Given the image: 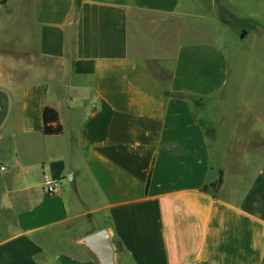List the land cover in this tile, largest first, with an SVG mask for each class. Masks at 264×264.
Segmentation results:
<instances>
[{
    "label": "crops",
    "instance_id": "1",
    "mask_svg": "<svg viewBox=\"0 0 264 264\" xmlns=\"http://www.w3.org/2000/svg\"><path fill=\"white\" fill-rule=\"evenodd\" d=\"M233 9L0 5V264H97L79 239L105 228L120 264H264V102L258 87L242 105L247 88L234 85L231 37L218 32ZM201 13L214 29L186 23ZM153 18L186 23L171 60L142 55ZM46 107L62 135H43ZM44 174L58 194L43 191Z\"/></svg>",
    "mask_w": 264,
    "mask_h": 264
},
{
    "label": "rangeland",
    "instance_id": "2",
    "mask_svg": "<svg viewBox=\"0 0 264 264\" xmlns=\"http://www.w3.org/2000/svg\"><path fill=\"white\" fill-rule=\"evenodd\" d=\"M230 1L234 9L232 15H230L229 27L223 29L220 26L222 29L218 32L223 37H226V35L231 37L228 39L230 40L229 48L232 49L234 54L231 58L232 70L235 71L233 72L234 85H243L247 88L245 94L240 93L241 99H245L244 102L240 101V103L242 105H252L253 100H251V97H254V88L258 87H261L262 90L257 94L264 102V33L259 25V0ZM200 16H204V14L201 13L196 18L188 19L186 23L189 25L196 24L201 30L213 28L210 20L207 19L208 21H206ZM152 21L155 26L154 32L150 30L152 42L146 49H143L142 55H158L171 60L180 43L181 31L186 23L179 18H153ZM138 25L140 26V33H148L149 28L145 21L139 20ZM243 32H246V36L241 39ZM149 48L150 52H148ZM242 92L244 93V89ZM257 94L256 96H258ZM224 112L226 114L227 110ZM260 112L261 114L264 113L262 109Z\"/></svg>",
    "mask_w": 264,
    "mask_h": 264
},
{
    "label": "water",
    "instance_id": "3",
    "mask_svg": "<svg viewBox=\"0 0 264 264\" xmlns=\"http://www.w3.org/2000/svg\"><path fill=\"white\" fill-rule=\"evenodd\" d=\"M79 244L91 252L97 264H120L118 249L111 228H105L84 236L79 239Z\"/></svg>",
    "mask_w": 264,
    "mask_h": 264
},
{
    "label": "trees",
    "instance_id": "4",
    "mask_svg": "<svg viewBox=\"0 0 264 264\" xmlns=\"http://www.w3.org/2000/svg\"><path fill=\"white\" fill-rule=\"evenodd\" d=\"M7 0H0V5L5 6ZM64 132V128L60 122L58 112L51 108L46 107L43 113V135L44 136H60ZM223 184V172L220 173V177L217 183L212 184L204 188V191L210 188L214 191L219 189Z\"/></svg>",
    "mask_w": 264,
    "mask_h": 264
},
{
    "label": "built area",
    "instance_id": "5",
    "mask_svg": "<svg viewBox=\"0 0 264 264\" xmlns=\"http://www.w3.org/2000/svg\"><path fill=\"white\" fill-rule=\"evenodd\" d=\"M2 170H5V169L3 168ZM43 191L50 196H54L59 193L60 185L57 182L53 181L49 176L44 174Z\"/></svg>",
    "mask_w": 264,
    "mask_h": 264
}]
</instances>
